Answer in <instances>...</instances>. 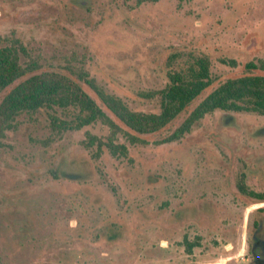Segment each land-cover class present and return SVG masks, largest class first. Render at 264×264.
<instances>
[{
  "label": "rangeland",
  "instance_id": "obj_1",
  "mask_svg": "<svg viewBox=\"0 0 264 264\" xmlns=\"http://www.w3.org/2000/svg\"><path fill=\"white\" fill-rule=\"evenodd\" d=\"M12 38L40 70L81 65L135 110L159 111L146 94L195 56L212 84L144 142L120 136L127 157L83 145L107 135L100 123L60 132L52 110L17 115L0 137V264H264V201L237 187L264 193V116L217 110L159 143L264 57V0H0V46Z\"/></svg>",
  "mask_w": 264,
  "mask_h": 264
},
{
  "label": "trees",
  "instance_id": "obj_2",
  "mask_svg": "<svg viewBox=\"0 0 264 264\" xmlns=\"http://www.w3.org/2000/svg\"><path fill=\"white\" fill-rule=\"evenodd\" d=\"M23 57L28 59L23 61ZM227 62L235 64L232 59ZM40 67L17 38L0 46V93L9 87L0 100V137L20 113L46 108L54 112L50 114V124L60 132L79 130L94 123L105 126L108 133L103 138L86 132L82 141L86 148H95V157L103 149L112 156L127 157L128 146L119 141L120 136L129 144L144 142L140 135L167 126L212 84L209 58L195 56L188 66L169 69L167 83L162 89L155 94L144 93L156 96L160 106L157 112H146L131 109L119 96L107 92L81 65L70 64L66 72L40 70ZM245 68L246 74L228 78L208 92L159 143L181 138L196 122L217 110L264 116V73L251 72L254 69L264 72V57L247 62ZM83 85H87L95 97ZM57 108L63 112L71 110V118H59L55 113ZM237 187L241 193L264 201V193L250 189L243 180L237 183ZM184 240L190 251L195 244L187 237Z\"/></svg>",
  "mask_w": 264,
  "mask_h": 264
}]
</instances>
